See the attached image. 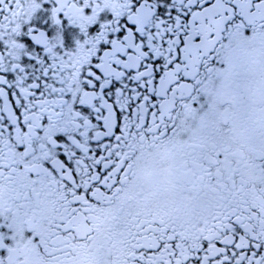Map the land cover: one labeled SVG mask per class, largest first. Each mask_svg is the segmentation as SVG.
Returning a JSON list of instances; mask_svg holds the SVG:
<instances>
[{"label": "snow or ice", "instance_id": "1", "mask_svg": "<svg viewBox=\"0 0 264 264\" xmlns=\"http://www.w3.org/2000/svg\"><path fill=\"white\" fill-rule=\"evenodd\" d=\"M0 264H264V0H0Z\"/></svg>", "mask_w": 264, "mask_h": 264}]
</instances>
